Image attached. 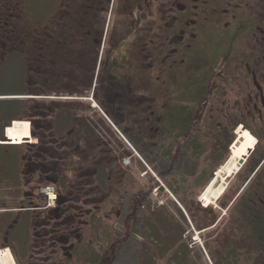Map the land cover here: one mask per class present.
<instances>
[{
  "label": "flooded vegetation",
  "instance_id": "flooded-vegetation-1",
  "mask_svg": "<svg viewBox=\"0 0 264 264\" xmlns=\"http://www.w3.org/2000/svg\"><path fill=\"white\" fill-rule=\"evenodd\" d=\"M31 1L0 0V70L13 57L26 69L23 90L0 93V100L29 110L37 138L35 145L32 136L25 140L21 195L0 199L1 256L7 251L13 264H84L85 220L74 211L92 213L100 201L76 192L93 193L103 169L112 196L135 189L121 183L126 171L114 154L153 149L167 112L185 96L193 117L218 88L237 94V110L251 115L245 124L264 128V0H51L42 16ZM261 130L253 134L264 147ZM100 131L116 149L105 147ZM263 165L226 210L251 179L254 203L264 205ZM47 182L59 190L52 207L41 190ZM240 245L238 253L264 264L261 236L252 249Z\"/></svg>",
  "mask_w": 264,
  "mask_h": 264
},
{
  "label": "trees",
  "instance_id": "trees-1",
  "mask_svg": "<svg viewBox=\"0 0 264 264\" xmlns=\"http://www.w3.org/2000/svg\"><path fill=\"white\" fill-rule=\"evenodd\" d=\"M200 98L202 99V96ZM187 99V96H185V99H182L184 102L181 101V104L178 107L176 106L175 109L171 108L169 114L167 112L166 115H168L169 122L168 127L165 128L164 135L153 149L143 152L141 155L145 163L153 166L156 175L173 192L193 226L201 231L213 226L221 214L214 212L209 206L202 207L197 201L198 195L212 179L215 171L226 160V156L229 154V147L235 139L234 130L239 125H243L252 133H256V131L245 124V119L252 120L251 115L241 114V111L237 109H229L222 104V101L213 104V107L211 106L212 110L207 117L208 110H196L192 117L187 111ZM204 113L205 115L203 116ZM24 124L26 137L29 131L27 123ZM256 125L259 129L257 133H262L261 129L264 128L261 127L260 123ZM237 131H239L238 136L235 143L231 146V150L237 151L244 157L253 149L256 139L244 129H238ZM203 154L206 155L203 156ZM263 159L264 148L260 150L258 141L253 154L249 157L248 163L241 167L237 174L239 175L238 190L248 181ZM142 167L144 169V166ZM262 173L264 174V169ZM129 180H132L131 174H126L122 177L121 183ZM152 181L154 183L153 186L159 192H162L163 188L160 187L159 183L154 179ZM254 183L255 180L251 179L246 184L241 194L229 206L227 213V218H229V223H231L228 233L231 235L235 234L236 238L240 236V239L245 241L247 250L253 248L257 236H261L264 239V205L257 206L254 203L257 198V190ZM99 185L98 188L94 189L93 193L86 190L76 192L78 198L83 196V199H86L85 197L87 196H94L100 201V207L98 210L96 208L92 213H89L86 206L78 207V211H74V213H82L85 220L83 241L87 237V245L89 244L90 246L84 251L85 264H112L115 250L120 248L124 241L134 234L132 228L137 224L138 220L136 217L142 208V203L140 202L141 205L138 204L140 198H134L137 194L139 196L138 190L133 189L132 191L137 192L132 199L126 197L128 205L126 206L127 209L123 217L122 226L117 232H111V226L108 224L109 218L107 214H104L105 203L109 202L108 200L112 194L106 189L108 174L105 169L101 171L99 176ZM115 193L120 195L119 197L122 199L125 191L117 189ZM259 193L264 196V181ZM59 198L61 199V197ZM147 199H149V192L145 193L143 190V223L146 221L149 231L147 235L149 244L143 251V264H159V260L164 254V264H199V254L195 252V248L192 250V248L188 247L184 237L188 218L176 206L179 222L177 227H175L172 216L165 206H158L152 209L149 203V205H146ZM229 203L227 202L225 207ZM72 209L71 207V211L67 213H73ZM100 213L104 215L101 216ZM102 217L103 220L101 219ZM94 227L97 228L98 232L93 233ZM171 229L174 232L176 231L177 234L172 236L165 234ZM85 231H87V234H85ZM240 243L234 240L228 241L223 245L217 243L213 247L208 245L209 251L212 252L213 264H231L230 256L241 248Z\"/></svg>",
  "mask_w": 264,
  "mask_h": 264
},
{
  "label": "rangeland",
  "instance_id": "rangeland-1",
  "mask_svg": "<svg viewBox=\"0 0 264 264\" xmlns=\"http://www.w3.org/2000/svg\"><path fill=\"white\" fill-rule=\"evenodd\" d=\"M50 2L51 0H32L31 6H32L33 13L36 16H42L44 14L45 9L52 5V2L51 3ZM25 84H26V69H25L24 63L20 59L18 60L16 57L10 58L6 63H4V65L2 66L0 70V93H11V92L23 90ZM217 91L219 92L218 94L214 93L206 97V102L208 103V106H205L204 108L205 110H208L206 117L212 110L211 106L213 107V104H216L217 102H221L224 99V96L227 97L226 98L227 102L225 106L228 107L229 109L230 108L237 109L236 108L237 106L235 103L237 94H232V93L224 94L221 92V89L219 88L217 89ZM20 96H22V99L28 98V96L26 95H20ZM19 103L20 101L0 100V121L3 120L5 117H9V116L19 117V119L14 120V121L31 120L29 116L30 115L29 110L25 112L27 108L23 106L24 108L23 109ZM204 115L205 113L203 114V116ZM248 123H251V125H248V126L252 127L254 131L257 132L259 130L255 122L253 123V121H248ZM22 129H23V126L21 125L19 129H16L14 131L9 130V136L11 137V139L15 141H19L21 138H23L25 135L21 133ZM238 129H244L248 131L256 139L255 135L249 129L244 128L243 126L239 125L236 128V130H234L233 132L235 139L233 143L231 144V146L235 143V140L238 136V133H237ZM100 132L101 134H103L101 135L102 136L101 138L106 141L105 147L108 148V146L112 144L113 147L116 149L117 145L114 144L113 140L110 139L108 132L107 131L105 133L103 131H100ZM117 136H118V142H120L124 146V148H128L129 145L127 144V140L124 139L120 133H118ZM31 140H32V143L34 140H36L37 142V138L35 139V137L34 139L31 138ZM5 141H8V140L6 139ZM256 145H257V139H256V144L253 147V149L250 150L244 157H242L237 151L231 150V146H230L229 154L228 156H226V160L229 158V155L231 154V152L234 151L238 153L240 158L245 159L243 165H241V167H243L244 165L248 163L249 157L251 154H253L256 148ZM262 145H263V141L262 143H259L260 150L264 148ZM117 150H118L117 151L118 154H114V155L120 159L118 165L119 167L123 168L122 171L124 170L126 171L125 172L126 174H131V178L133 181L129 180L128 182L131 183V185L134 183V186L136 187L135 189L138 190L139 196L137 194V196L134 198L136 199L140 198L138 200V204L141 205L140 204L141 202L142 208L140 209L138 216L136 217L138 220L137 224L133 226L132 228L134 231L133 232L134 234H132L131 237L127 238V240L124 241L123 243L124 245L122 244L120 248L115 250V255L112 258L113 259L112 264H143V251H145V248L149 244L148 239H147L148 237L147 235L149 232L148 225L146 224V221L145 223H143V190L145 193L149 192L150 200L147 199L146 205L150 204L152 209H155L158 206H161V207L165 206L169 214L172 216V220L174 221L173 224H175L174 225L175 227H177L178 222H179V217H178L179 215L176 210L177 209L176 206L183 212L186 218L188 217L182 205L177 201L173 192L170 190V188L166 184H164L161 178H159L156 175L153 166L145 163L144 158L141 154H136V152H134L133 150L131 151L133 152L132 154H120L121 149L118 148ZM6 154L8 153L0 149V199H3V196H6V195L8 196V199L15 198V196L21 195L22 187H23L22 186L23 185L22 174L18 173L15 168L17 164V160H16L17 155H15L16 153L11 154L10 156ZM204 155L206 154H203V156ZM226 160L223 162V164L226 162ZM3 162L7 164L2 166V164H4ZM142 166H144V169ZM239 170L235 174L227 177L226 187H225L224 192L214 202L210 204H206V206L211 207L212 210H214V212H217V213L219 212V214H221L220 216L221 218H219L213 226L199 231L193 226L189 218L187 219L188 225L185 228V232H184L185 241H187L189 248H192V250L195 248L194 249L196 250L195 252L199 254V259H200L199 264H213V259L211 257L212 252L209 251L207 247L208 245L210 247H213L217 245V243H220L223 245L224 243L228 241H234V240L235 241L237 240V242L239 243L243 242V240L240 239V236L236 238L235 234L231 235L228 233L231 223H229V218H227V215H228L227 213L229 209L226 210V207H225L226 203L227 202L229 203L233 199V197H235V193L238 190V176L239 175L237 174ZM215 173L213 174V177L209 181V183L214 179ZM152 179L157 181L160 187L163 188L162 192H159L157 188L153 186L154 183ZM47 183L51 184L50 182H47ZM54 186H55L56 192L58 193L59 190L57 186L56 185ZM204 189L200 192L197 198V201L200 203L202 207H206L205 203L199 200ZM136 192L137 191H128L127 193L125 190L124 196L122 195L123 202H124V198L126 199V197H128V199L130 198L132 199L133 196H135ZM119 196L120 195L117 194L115 196L110 197L109 202H106L105 203L106 205L104 207V214H107L109 218L108 224L111 226V232H117V230L122 226L123 217L126 214V209H127L126 206L128 205V203L126 202L124 205V203L122 202ZM113 200L116 203L114 202L112 203L111 201ZM121 202L123 204H121ZM113 204H119V205H113ZM101 219L103 220V217ZM94 232H98L96 227L93 228V233ZM85 234H87V231H85ZM165 234L172 236V235H176L177 232L176 231L174 232L173 229H171ZM87 241L88 239L86 237L85 240L83 241L84 251L90 248L89 244L87 245L88 243ZM242 250L244 251V249ZM5 252L7 253V251ZM2 258L3 256H1V252H0V259ZM222 259H223V256H222ZM164 260H165V254L163 255L162 258H160L159 264H164ZM230 260L233 264H260L261 263L259 258H255V255H253L252 253H251V256L249 257L245 253H240V252L238 253V251L236 253H233L230 256ZM84 264H85V261H84Z\"/></svg>",
  "mask_w": 264,
  "mask_h": 264
},
{
  "label": "bare ground",
  "instance_id": "bare-ground-1",
  "mask_svg": "<svg viewBox=\"0 0 264 264\" xmlns=\"http://www.w3.org/2000/svg\"><path fill=\"white\" fill-rule=\"evenodd\" d=\"M14 124H10V126L7 127L6 133H7V137L9 139H11V137L9 136V130H16L19 129L21 127V125H23L24 123H27V127H28V131H29V123L26 121H23L22 124L19 123L18 121H14ZM28 137V138H27ZM30 132L28 134V136H24L23 138H21L19 141L25 142V140H29L30 138ZM241 158L238 155V153L232 151L231 154L229 155V158L226 160V162L217 169L216 173H215V177L214 179L205 187L204 191L202 192L199 200L206 204H210L212 202H214L219 196L220 194H222V192L224 191L225 187H226V179L227 177H229L230 175L235 174L239 168H240V162ZM2 264H13L12 260L10 258V256L4 252V256L1 260Z\"/></svg>",
  "mask_w": 264,
  "mask_h": 264
},
{
  "label": "crops",
  "instance_id": "crops-1",
  "mask_svg": "<svg viewBox=\"0 0 264 264\" xmlns=\"http://www.w3.org/2000/svg\"><path fill=\"white\" fill-rule=\"evenodd\" d=\"M19 117H5L3 120L0 121V137H2L4 128L12 121V120H17ZM31 125H33V121H31ZM23 129L21 133L25 135V124L22 125ZM0 149L4 150L6 155L10 156L11 154L17 155L16 160L17 164L15 166L16 170L18 173H21L24 167V162H23V154H25V147L24 144L21 145H9V144H2L0 145ZM4 163V162H3ZM7 163L2 164V166L6 165Z\"/></svg>",
  "mask_w": 264,
  "mask_h": 264
},
{
  "label": "built area",
  "instance_id": "built-area-1",
  "mask_svg": "<svg viewBox=\"0 0 264 264\" xmlns=\"http://www.w3.org/2000/svg\"><path fill=\"white\" fill-rule=\"evenodd\" d=\"M22 124V122H19ZM14 124V123H13ZM2 141H0L1 143ZM9 142L11 143H16V142H20V141H15V140H9ZM42 192L44 193L46 200H47V205L49 207L54 205L55 199H56V193L55 190L53 188V186L51 185H45L44 187H42Z\"/></svg>",
  "mask_w": 264,
  "mask_h": 264
},
{
  "label": "water",
  "instance_id": "water-1",
  "mask_svg": "<svg viewBox=\"0 0 264 264\" xmlns=\"http://www.w3.org/2000/svg\"><path fill=\"white\" fill-rule=\"evenodd\" d=\"M244 161H245V159H244V158H241L239 164H240V165H243Z\"/></svg>",
  "mask_w": 264,
  "mask_h": 264
}]
</instances>
